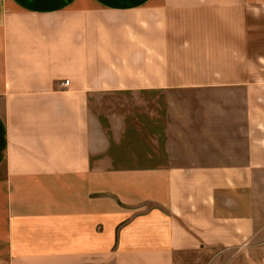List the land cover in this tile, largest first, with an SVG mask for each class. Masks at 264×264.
Here are the masks:
<instances>
[{
	"label": "crops",
	"instance_id": "crops-1",
	"mask_svg": "<svg viewBox=\"0 0 264 264\" xmlns=\"http://www.w3.org/2000/svg\"><path fill=\"white\" fill-rule=\"evenodd\" d=\"M0 264H264V0H0Z\"/></svg>",
	"mask_w": 264,
	"mask_h": 264
},
{
	"label": "built area",
	"instance_id": "built-area-1",
	"mask_svg": "<svg viewBox=\"0 0 264 264\" xmlns=\"http://www.w3.org/2000/svg\"><path fill=\"white\" fill-rule=\"evenodd\" d=\"M67 84V82H64V85H66Z\"/></svg>",
	"mask_w": 264,
	"mask_h": 264
}]
</instances>
